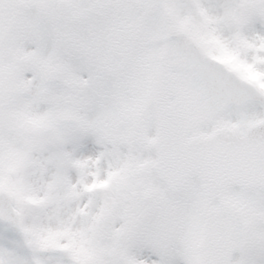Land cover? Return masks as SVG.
<instances>
[{"label":"snow or ice","instance_id":"1","mask_svg":"<svg viewBox=\"0 0 264 264\" xmlns=\"http://www.w3.org/2000/svg\"><path fill=\"white\" fill-rule=\"evenodd\" d=\"M0 264H264V0H0Z\"/></svg>","mask_w":264,"mask_h":264}]
</instances>
